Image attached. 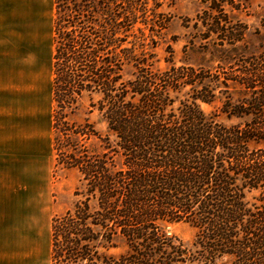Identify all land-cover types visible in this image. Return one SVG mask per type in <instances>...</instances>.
I'll list each match as a JSON object with an SVG mask.
<instances>
[{
    "label": "trees",
    "instance_id": "trees-1",
    "mask_svg": "<svg viewBox=\"0 0 264 264\" xmlns=\"http://www.w3.org/2000/svg\"><path fill=\"white\" fill-rule=\"evenodd\" d=\"M202 1L194 24L203 38L234 49L246 27L225 13L233 0ZM54 4L53 130L86 95L109 134L62 122V134L98 137L100 153L83 144L62 151L53 137L57 164L80 173V198L52 218V264H264V42L215 72L173 63L154 72L127 46L128 0ZM129 58L137 71L126 79ZM221 87L237 97L225 96L220 110L247 117L243 124L223 125L200 108ZM251 190L258 203L249 205ZM179 221L196 228L192 250L166 229ZM117 238L125 247L116 252Z\"/></svg>",
    "mask_w": 264,
    "mask_h": 264
},
{
    "label": "crops",
    "instance_id": "crops-1",
    "mask_svg": "<svg viewBox=\"0 0 264 264\" xmlns=\"http://www.w3.org/2000/svg\"><path fill=\"white\" fill-rule=\"evenodd\" d=\"M54 16V0H0V264H52L51 221L78 181L53 146Z\"/></svg>",
    "mask_w": 264,
    "mask_h": 264
},
{
    "label": "rangeland",
    "instance_id": "rangeland-1",
    "mask_svg": "<svg viewBox=\"0 0 264 264\" xmlns=\"http://www.w3.org/2000/svg\"><path fill=\"white\" fill-rule=\"evenodd\" d=\"M233 2L234 7L228 5L224 7L228 19L242 23L246 27L243 41L237 43L234 49L226 43L222 44L213 35L206 39L203 38L204 28L200 24L198 26L194 24L196 15L207 8L202 0H128V9L131 10L129 14L132 15L133 21L127 37L130 54L137 55L141 65L149 67L154 72L166 69L170 63L175 66L202 67L209 72H215L220 67L226 66L231 57L258 53L264 42V0H233ZM46 52L47 54L45 52L43 54L48 55L53 62L54 50L50 48ZM49 65L51 69L52 63ZM136 71L135 61L129 58L123 65L124 77L132 78ZM206 83L209 81L207 80ZM187 91L188 88L177 93L176 96L178 98L187 97ZM215 93V101L199 104L208 117H213L226 126L243 124L248 120L247 117L227 116L220 110L221 101L225 96L236 99L237 94L232 88L221 87ZM62 122L77 126L88 122L99 136L104 137L109 134L105 120L96 109H90L86 95L80 99L72 111L64 112V119H61L60 126L54 130V137L62 151L71 150L70 144H77L78 149L81 148L80 144H83L92 153L105 150L104 143L95 135L81 136L70 132H67V135L62 134L60 130L63 129ZM66 139L69 142H66ZM255 147H257L256 143L253 141L249 143V148ZM113 159L117 165L120 163L119 156L115 155ZM79 184L80 173H78L76 187ZM257 196L258 191L256 190L245 192V200L249 205L258 203ZM79 198L73 193L70 209ZM65 211L56 215L63 214ZM166 229L185 247L194 249L196 228L189 222L171 223ZM116 243L119 246L116 252L124 250L125 245L122 238H117Z\"/></svg>",
    "mask_w": 264,
    "mask_h": 264
}]
</instances>
